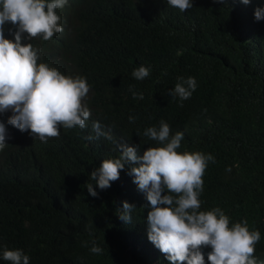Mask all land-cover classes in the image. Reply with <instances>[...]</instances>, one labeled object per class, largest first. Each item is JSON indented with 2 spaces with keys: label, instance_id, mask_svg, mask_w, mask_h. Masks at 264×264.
<instances>
[{
  "label": "trees",
  "instance_id": "obj_1",
  "mask_svg": "<svg viewBox=\"0 0 264 264\" xmlns=\"http://www.w3.org/2000/svg\"><path fill=\"white\" fill-rule=\"evenodd\" d=\"M257 7L264 0H193L184 12L167 0H68L63 33L40 42L39 62L86 78L91 116L85 129L61 127L47 142L10 125L0 151V246L22 249L29 264H169L148 240L150 206L127 171L110 188L97 187L98 197L88 194L91 171L120 153L113 141L84 138L99 121L142 155L157 146L145 129L164 120L172 135L184 134L177 151L215 158L203 176L201 210L219 207L230 223L247 219L261 234L254 255L264 261V19H255ZM141 65L150 75L136 80ZM178 77L196 79L187 100L169 95ZM123 201L136 206L131 224L117 217ZM93 240L101 254L90 251ZM201 251L210 264L211 249ZM0 264L10 262L0 256Z\"/></svg>",
  "mask_w": 264,
  "mask_h": 264
},
{
  "label": "clouds",
  "instance_id": "obj_2",
  "mask_svg": "<svg viewBox=\"0 0 264 264\" xmlns=\"http://www.w3.org/2000/svg\"><path fill=\"white\" fill-rule=\"evenodd\" d=\"M140 0H137V3ZM248 5L251 0H241ZM68 0H0V116H8L7 123L0 119V151L13 132L10 125L33 138L47 142L59 138L60 128H86L91 116L84 102L90 91L85 77L66 76L57 68L39 62L40 42L59 37L64 30L62 17ZM167 4L181 12L193 7V0H167ZM257 21L264 19V8L254 10ZM32 41L38 43L35 46ZM150 69L143 65L133 70L136 80H144ZM194 77L177 78L169 90L171 97L187 100L196 90ZM129 91H132L130 86ZM143 94L133 92V98ZM182 106V105H181ZM135 117H129L134 122ZM95 135L84 138L89 142L101 137L113 141L120 155L103 159L90 177L94 183L86 185L92 197L111 187L120 178L122 170L133 177V183L145 194L150 206L147 213L148 240L165 256L169 264H205L202 248H210V264H264L255 257V246L261 239L259 230H250L247 219L230 223V218L219 207L201 210L203 176L211 154L177 151L184 139L183 132L171 134L164 120L159 126L148 127L144 136L156 141L142 155L140 148L114 140L110 130L104 131L99 121L92 124ZM95 184L96 187L93 185ZM136 208L127 201L118 207L117 216L125 224L132 223ZM90 251L101 254L103 249L93 240ZM0 256L10 264H29V256L22 249L0 246Z\"/></svg>",
  "mask_w": 264,
  "mask_h": 264
}]
</instances>
